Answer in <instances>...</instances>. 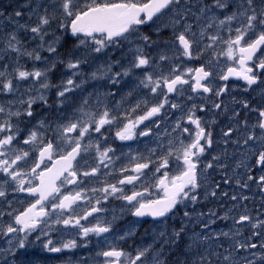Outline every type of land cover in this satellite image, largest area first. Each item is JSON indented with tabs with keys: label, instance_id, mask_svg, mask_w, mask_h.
<instances>
[{
	"label": "snow or ice",
	"instance_id": "obj_1",
	"mask_svg": "<svg viewBox=\"0 0 264 264\" xmlns=\"http://www.w3.org/2000/svg\"><path fill=\"white\" fill-rule=\"evenodd\" d=\"M0 264H264V0H0Z\"/></svg>",
	"mask_w": 264,
	"mask_h": 264
}]
</instances>
